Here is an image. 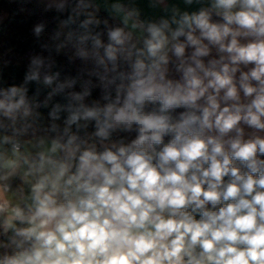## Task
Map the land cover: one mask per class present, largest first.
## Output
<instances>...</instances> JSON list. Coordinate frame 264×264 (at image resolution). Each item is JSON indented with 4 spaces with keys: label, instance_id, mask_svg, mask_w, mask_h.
Here are the masks:
<instances>
[{
    "label": "clouds",
    "instance_id": "clouds-1",
    "mask_svg": "<svg viewBox=\"0 0 264 264\" xmlns=\"http://www.w3.org/2000/svg\"><path fill=\"white\" fill-rule=\"evenodd\" d=\"M194 3L77 0L86 66L0 86V264H264V0Z\"/></svg>",
    "mask_w": 264,
    "mask_h": 264
},
{
    "label": "trees",
    "instance_id": "trees-1",
    "mask_svg": "<svg viewBox=\"0 0 264 264\" xmlns=\"http://www.w3.org/2000/svg\"><path fill=\"white\" fill-rule=\"evenodd\" d=\"M86 3L89 0H85ZM7 16L0 22V86L20 85L28 71L30 59L35 55L49 56L51 54L57 63V70L61 77L77 76L86 65L75 58L74 49L69 45L61 48L64 42L66 29L61 28V21L66 19L69 12L76 8L77 0H68L67 7L60 11L57 6L50 5L41 0H4ZM87 11L95 12L101 19H111L109 15L100 10L92 0ZM43 24L44 28L39 36L34 32L36 25ZM33 40V45L27 47L25 42ZM59 49V51H57ZM90 66V65H88ZM35 83L29 85V95L36 90ZM79 90V84L76 86ZM45 92L48 89L44 90ZM100 89L95 88L92 99H98ZM44 95L40 96L43 100ZM59 100L60 97H56ZM44 122L48 120V108H41ZM16 190L20 181L15 179L11 184ZM0 239H3L0 237Z\"/></svg>",
    "mask_w": 264,
    "mask_h": 264
},
{
    "label": "crops",
    "instance_id": "crops-1",
    "mask_svg": "<svg viewBox=\"0 0 264 264\" xmlns=\"http://www.w3.org/2000/svg\"><path fill=\"white\" fill-rule=\"evenodd\" d=\"M41 1L53 6H57L60 3V0H41ZM92 1L100 10H102L104 13L109 15L108 7L113 2V0H92ZM121 2L127 6L130 7L135 6L138 9H140L141 19H151V20H159L162 16L165 15V12L163 11L165 5L169 7L171 5H177L181 10H188V11L196 10L199 7V5L195 3L191 6H186L184 4V0H164V4H160L157 7H152L150 4V0H121ZM6 16H7L6 5L4 3V0H0V22L4 20ZM14 181L15 179L10 181V183L12 184Z\"/></svg>",
    "mask_w": 264,
    "mask_h": 264
},
{
    "label": "rangeland",
    "instance_id": "rangeland-1",
    "mask_svg": "<svg viewBox=\"0 0 264 264\" xmlns=\"http://www.w3.org/2000/svg\"><path fill=\"white\" fill-rule=\"evenodd\" d=\"M25 45H26L27 47L32 46V45H33V40H32V39H28V40L25 42Z\"/></svg>",
    "mask_w": 264,
    "mask_h": 264
}]
</instances>
